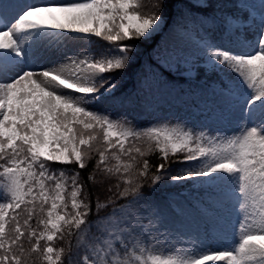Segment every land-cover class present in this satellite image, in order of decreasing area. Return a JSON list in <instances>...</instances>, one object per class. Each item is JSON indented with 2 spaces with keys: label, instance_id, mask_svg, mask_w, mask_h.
Here are the masks:
<instances>
[{
  "label": "snow or ice",
  "instance_id": "6c2138e0",
  "mask_svg": "<svg viewBox=\"0 0 264 264\" xmlns=\"http://www.w3.org/2000/svg\"><path fill=\"white\" fill-rule=\"evenodd\" d=\"M177 3L0 0V264H264V0Z\"/></svg>",
  "mask_w": 264,
  "mask_h": 264
},
{
  "label": "trees",
  "instance_id": "16d2710c",
  "mask_svg": "<svg viewBox=\"0 0 264 264\" xmlns=\"http://www.w3.org/2000/svg\"><path fill=\"white\" fill-rule=\"evenodd\" d=\"M141 2L144 3L145 0H141ZM170 2L172 4V7L170 9H168V11H169L170 14H175V12L178 10L177 6H180V5L177 3V0H170ZM159 38H160V36L156 37L155 41L158 42ZM94 39L97 41V44L93 45V50H95L97 47H99L101 45L107 44L106 41H102L100 38H94ZM150 51H151V47L150 46L144 45V44L141 45V47H140L141 56H140V59L138 61V64H137L136 68L130 69L128 71V73L122 77V81L120 82L121 83L120 92L123 93L125 96H131L133 98V102L138 107L136 109V111H135L137 118H141L142 116H144V118H142L141 120L140 119L137 120V123H139V124H141L143 126H148L149 123L150 122H154L157 117H161V118L162 117H167V118H169V120L173 119L176 116V113H177V109L173 108V107H176L179 104H181V103H178L175 100H170V101H168L166 103H169L170 105L172 103L171 106H173V104H174V106L173 107H168L166 112L160 113L159 111H155L153 109V107H156L158 105L165 106L166 103L162 104L160 102L161 98L157 96V97L154 98V100L149 99V102L147 103V105H151V110H149L147 114L143 113L144 110H145V103L147 101H145V95L146 94L144 92H140L139 91L137 69L139 68L140 64H145V63L150 62L149 55H148ZM127 107H129V105ZM204 122H205L204 119L203 120L201 119L196 124L199 125V124H202ZM173 124H175V123H173ZM236 128H237V125L234 127L233 131H235ZM197 130H199V129H197ZM146 158L149 160V163L151 165L150 175H154L155 172H156V166L161 161H160V159H159V157H158V155L156 153H150ZM169 165H170V167L172 169V174H175L176 170H179L181 168H186L187 167V165L180 164V163H177V162H174V161H170ZM81 174L86 177L88 175V172H82ZM89 183H91V182H89ZM91 191L93 192V199L94 200H95L96 197H99L101 199V201L103 200V195H102V193L104 192L103 189H100L99 191H97L96 189H92ZM193 195H195V193H193ZM185 239H187V238H185ZM178 242L179 241L177 240V241H174L173 243H178Z\"/></svg>",
  "mask_w": 264,
  "mask_h": 264
},
{
  "label": "rangeland",
  "instance_id": "374dc122",
  "mask_svg": "<svg viewBox=\"0 0 264 264\" xmlns=\"http://www.w3.org/2000/svg\"><path fill=\"white\" fill-rule=\"evenodd\" d=\"M178 8H179V6L177 7V9ZM165 36H166V31H165L164 34L161 35L159 41H162ZM106 43H108V42H106ZM78 47H79V45H71L69 50L70 51H75V50H77ZM145 94H146L145 95V101H147L145 103V106L147 108H145V110L143 112L144 114L148 113V111L151 109V105H147V103L149 102V99L154 100V98L158 96V97L161 98V101L160 102L162 104H164V103H166V102H168L170 100H174L173 96L172 95H169V94H160V93H157V94H148V93H145ZM173 106H174V104H173ZM173 106H171L169 103H166L165 106L158 105L156 107H153V109L155 111H159L160 113H164V112H166V110H167L168 107H173ZM133 108L134 107L131 106L130 115L133 116V117H135V120L137 121L136 116L132 113ZM173 108H176L177 109V113H176V116L173 119H170V121L172 122V124L173 123H176L179 120H186L188 122L195 123V121L198 120V118H199V116H197L193 112L192 108H189L187 105H182V106L178 105V106L173 107ZM227 126H228V131H226V132L230 133L231 129H233L235 127V124L234 123H230Z\"/></svg>",
  "mask_w": 264,
  "mask_h": 264
},
{
  "label": "bare ground",
  "instance_id": "6f19581e",
  "mask_svg": "<svg viewBox=\"0 0 264 264\" xmlns=\"http://www.w3.org/2000/svg\"><path fill=\"white\" fill-rule=\"evenodd\" d=\"M178 7V6H177ZM180 7V6H179Z\"/></svg>",
  "mask_w": 264,
  "mask_h": 264
}]
</instances>
